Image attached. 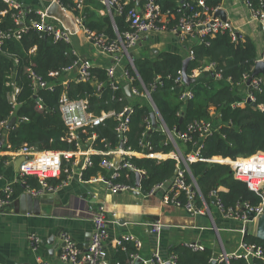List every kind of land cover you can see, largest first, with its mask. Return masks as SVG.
Wrapping results in <instances>:
<instances>
[{"label":"trees","instance_id":"16d2710c","mask_svg":"<svg viewBox=\"0 0 264 264\" xmlns=\"http://www.w3.org/2000/svg\"><path fill=\"white\" fill-rule=\"evenodd\" d=\"M118 1L125 4L124 12L137 5L136 0ZM205 2L210 7H219L223 0ZM161 3L164 10L169 8L178 10L172 0H163ZM191 3L195 4L193 0ZM194 7L199 9L195 5ZM5 9H8L7 3L0 0V10ZM101 10L105 13L101 14ZM34 11L30 10L25 17L27 26L38 17ZM14 12L15 10L9 8L6 14H0L1 28H19V23H16L13 17ZM190 12L189 10L187 13ZM84 24L92 30L105 33L111 40L130 30L125 13L118 14L114 7L111 12H107L102 0H86ZM191 50L195 53V59L189 62L188 73L194 68L212 62L221 76L216 77L215 72L209 70L202 72L190 85L175 83L174 80L182 71L185 57L167 51H159L154 57L137 58L135 61L137 71L131 69V73L140 76L149 88L157 76L162 77L164 84L151 92V98L169 129L175 128L183 132L194 121H215L219 126L218 130L203 138H200L198 133L194 135L203 145L204 158L237 159L251 156L258 151L264 152V84L262 90L253 91L257 106L245 100L249 87L244 82V75L252 73L259 57L254 41L250 38L242 39L240 35L238 40H233L226 32L209 37L202 43L196 42L191 46ZM78 60L72 44L54 41L52 37L36 29L24 30L20 38L4 40L0 46V124L9 121L13 116L18 118L6 133L4 150H18L24 144L45 151L77 150V141L86 142L92 132L98 135L92 144L95 148L102 149L105 143L110 144L111 148L119 145L120 138L115 130L117 120L114 117H108L100 124L89 127V134L81 132L80 139L76 137L70 141L69 130L60 110L61 98L64 94L71 100H86L88 113L92 116H100L103 112L119 113L126 107H132L134 112L128 130L126 148L141 150L143 140L153 147V151L169 153L175 149L172 143H167L168 137L161 130L160 125L151 132L148 129L153 108L138 79L134 80L131 86H138L140 95L134 93L128 95L123 88L114 90L109 85L106 69L97 67L91 68L90 81L70 80L65 85L62 82L66 78L65 69L74 66ZM29 69L55 83L54 91L43 89L38 92L43 108L39 107L35 99ZM97 83L104 85L100 96H97ZM16 86L19 91L14 106L11 94ZM186 88L193 90L194 97L180 100L179 96ZM240 101H244L242 105H232ZM212 107L216 109V117L210 115ZM181 117H183L182 122H180ZM144 132H146L145 136H143ZM179 145L183 148L185 145L187 152L193 147L191 143L187 145L180 142ZM101 157V154L93 155L96 166L85 172L84 180L105 173V170L98 166ZM130 160L145 172V177L141 181V190L145 194L161 183H168L176 176V159L134 156ZM190 171L191 174L188 173L186 177L187 181L192 182L195 179L207 201L211 200L210 193L218 191L220 185L228 188L226 192L219 191L227 208H235L237 204L244 202L258 205L262 201V197L251 190L244 181L234 178L229 164L198 160L190 164ZM123 173L121 181L136 184L135 172L123 170ZM64 178L63 173L59 178L52 177L48 181L58 184ZM24 185L31 188L41 186L37 176L20 175L19 181L13 183L14 198L22 193ZM120 240L121 244L116 246L111 258L114 259V264H129L132 261L131 253L137 252L135 243L123 237H120ZM245 240L257 242L264 248V240L255 235L248 234ZM170 254L178 256V264L212 263V253L209 249L194 252L176 245L171 248ZM132 264H143V261H134ZM230 264H245V261L242 258L231 259Z\"/></svg>","mask_w":264,"mask_h":264},{"label":"built area","instance_id":"2783aa9c","mask_svg":"<svg viewBox=\"0 0 264 264\" xmlns=\"http://www.w3.org/2000/svg\"><path fill=\"white\" fill-rule=\"evenodd\" d=\"M3 1L7 3L8 9L11 8L15 10L13 17L15 22L19 23V28L4 29L0 27V46L3 44L4 40L20 38L24 30L26 31L31 28L52 37L54 41H64L68 44H72L71 32L60 23L51 20L45 10L35 11L38 17L32 20L31 24L27 26L25 17L30 10L16 1ZM49 1L57 2L65 10L73 12L75 14V25L77 30L82 32L84 37L101 52L113 58L114 63L108 67L106 71L109 78V85L114 90L123 88L125 91V86L129 85L131 93L140 95V88L136 85L131 86L134 80L138 79L140 81L144 89V94L148 97L153 110L156 112L158 125H160L161 130L168 137L167 143H172L175 149L169 153L153 151V147L150 144H146L143 140L141 142V150H134L131 147L126 148L128 130L134 112L132 107H126L119 113L114 111L108 113L103 112L100 116H92L88 113L86 100H71L64 94L61 98L60 110L65 125L69 130L68 135L70 141L76 137L80 139L79 134L81 132L89 134V127L100 124L108 117H114L117 120L115 130L120 138L119 145L115 148H111V146H109L110 144L105 143L104 148H95L92 144L98 138V135L94 132L89 135L86 142L77 141V150L72 151L37 150L35 146L24 144L20 149L14 150L19 156H28L20 166V175H35L38 177L41 185L38 188L26 186V190L33 196L38 197L44 194L56 193L59 189L67 186L75 176L84 180L85 172L96 166L93 155L101 154L102 157L98 166L105 170V173H99L91 177V179H103L108 183L110 190L114 193L137 191L139 189L141 190V185L138 187L136 184L134 185L120 180L124 174L123 170H129L135 172V174H145L142 169L131 162L130 159L132 157H152L156 159L172 158L177 160L178 173L171 181L157 185L148 194H153L160 189H164L165 193L163 199L165 202L183 207L189 213L196 215L204 213L203 209L195 203L198 197H203V194L195 179H193L192 182L187 181V174H191L190 164L198 160L229 164L232 168L234 178L244 181L251 190L262 197V201L258 205H251L248 202H244L243 204H237L235 208H227L219 195V190L210 193V197L214 199L222 216L225 218L239 219L245 224L244 228L241 230L244 238L238 249L234 252L224 251L217 257H213L212 255L211 262L213 264H230L231 259L242 258L245 264H264L263 246L257 242L245 240V236L249 233V228L246 227V224L255 223L256 226L257 220L264 214V153L258 151L251 156L237 159L221 157L204 158L202 155L203 145L194 135L198 133L199 137L203 138L208 134H212L219 128L215 121H194L188 126V129L183 132L175 128L169 129L151 98V92L158 88V86L164 84L162 82V77L160 75L157 76L156 80L150 84V89L144 84L140 76H134L131 73V69L135 72L137 71L135 61L132 59V55L135 56L133 51L142 37L151 32L170 28L171 32L179 33L183 40L191 35L196 37V42L199 43H202L209 37L228 32L233 40H238L239 34L236 32L233 25L229 21L223 20L221 17L215 15L220 7H210L206 4V0H193L195 4H192L191 0L186 4L187 9L178 7V10H173L172 8L164 10L160 0H140L139 4L124 12L125 4L120 3L118 0H110V2L108 0H102L104 1L103 3L106 4L109 12H111L114 7L118 14L125 13L126 20L130 26V30L124 32L122 35L119 34L117 39L111 40L105 33L92 30L84 24L86 0ZM126 4L128 3L126 2ZM246 4L251 9L253 19L258 20L264 30V0H246ZM194 5L199 9H196ZM8 9L0 10V14H6ZM189 10L191 12L188 14L187 12H189ZM178 13L180 16H178ZM73 51L77 54L74 47ZM188 57H190V61L195 59V53L191 49ZM78 58L79 60L74 66L65 69V72L67 71L66 78L62 80L65 85L70 80L82 82L90 81L92 78L91 68L94 67L91 61L86 58H81L79 55ZM123 60L127 61V64L123 66L122 70L125 79L124 84L119 82L115 69L116 65H122ZM259 60L264 61V46L257 61ZM209 70L215 72L216 77L221 76L220 73L215 70V64L212 62L202 67L194 68L191 73H188V76L196 80V78L200 77L202 72ZM73 72L74 74L70 77L68 74ZM29 73L35 99H37L39 107L43 108L44 106L38 92L43 89L54 91L55 83L44 79L42 75L33 69H29ZM250 75L251 74L244 75V82L247 83ZM168 78H170V76ZM174 81L175 83L187 85L184 81L182 71L180 72V76ZM263 84V75L253 77L248 85L249 88L245 100L247 101L248 97H250L252 101L255 102L253 91L262 90ZM103 86V84L97 83V96H100ZM18 91L19 89L16 86L11 94V101L14 106H16V95ZM193 97V90L186 88L181 92L179 99L184 101ZM243 102L244 101L236 102L232 105H242ZM214 116L216 117L217 113ZM7 122L8 121H3L0 124V139L4 134L3 129L6 127ZM151 128L152 122L148 124V129L150 130ZM145 134L146 132L143 133V136H145ZM180 142L187 145L191 143L193 145L192 150L188 154L186 152L184 153L180 149ZM40 152H43V158L36 160L35 155H39L38 153ZM117 157H120L119 164H117ZM24 162L26 163L25 165H23ZM63 173L65 174V178L58 184L49 183V178H59ZM14 192L13 183H8L0 188V216L5 208L13 202ZM109 222L110 219L107 214V209L104 204H100L92 212L93 230L88 246L86 247L78 244L68 231L63 230L61 232V237L64 243L59 255L60 259L67 264H110L111 257L107 249ZM164 226L162 222L151 223V229L156 233L161 232ZM123 239L132 240L138 250L142 247V241L132 234L124 236ZM29 243L36 249L41 244V239L36 234H31L29 236ZM116 244H121L120 238L116 241ZM181 245L194 252L206 250V246L201 242L185 241ZM131 258L132 261L129 264L140 259V255L138 252H132ZM39 262V264H53L46 260H39ZM143 264H178V256L169 254L168 257H162L160 254L155 253L150 259L144 260Z\"/></svg>","mask_w":264,"mask_h":264},{"label":"crops","instance_id":"0c3cea01","mask_svg":"<svg viewBox=\"0 0 264 264\" xmlns=\"http://www.w3.org/2000/svg\"><path fill=\"white\" fill-rule=\"evenodd\" d=\"M13 1L28 10L46 12L51 4V1L47 0ZM172 1L177 7H183L190 0ZM219 7L225 11L226 20L233 25L242 39L250 38L254 41L260 55L264 46V30L260 22L253 19L246 0H223ZM62 11L63 19L51 16L48 12L47 14L51 20L60 23L71 32L72 45L77 54L81 58L89 59L93 67L103 69L110 67L114 63L113 58L101 52L77 30L73 12L65 9ZM100 13L104 14L105 11L101 10ZM196 40V37L191 35L183 40L179 33H173L167 28L145 34L133 52L136 60L144 58L139 56L142 49L150 53L148 57H154L159 51H167L181 54L186 58ZM90 53L92 55L88 56ZM126 64L127 61L123 60L122 65L115 66L118 80L123 84L125 79L122 70ZM73 74L74 72L68 75L71 77ZM216 113L215 107H212L210 115L214 116ZM5 144L6 139L0 148V188L8 183L18 182L20 176L15 164L19 155L12 149L4 150ZM183 146L184 148L180 146V149L188 154L190 151L187 152L186 146ZM38 154L35 155L36 160L42 159L43 152ZM25 164L24 162L23 165ZM218 190L226 192L228 188L220 185ZM24 191L23 188L22 193ZM22 193L14 198L0 216V264H39V260L67 264L59 257L64 243L61 232L68 231L78 244L86 247L93 230L92 212L100 204L105 205L110 219L107 241L110 257L116 249V241L129 234L142 241V247L137 249L141 261L150 259L155 253L168 257L173 246H182L185 241L201 242L206 249L211 250L213 257H217L224 251H236L244 238L241 230L245 224L239 219L222 216L214 199L207 201L204 196L198 197L195 201L204 213L193 215L183 207L165 202L164 189L153 194H145L140 189L114 193L106 181L98 178L82 180L75 176L67 186L54 193L59 197L60 204L55 206L45 203L34 212H29L26 208L21 209L20 204H15ZM154 222H162L165 225L161 232L152 231L151 223ZM251 225L246 224L249 228L248 234L255 235L250 232ZM31 234H36L41 239V244L36 249L29 243ZM225 234L228 235L226 240Z\"/></svg>","mask_w":264,"mask_h":264},{"label":"water","instance_id":"95a60500","mask_svg":"<svg viewBox=\"0 0 264 264\" xmlns=\"http://www.w3.org/2000/svg\"><path fill=\"white\" fill-rule=\"evenodd\" d=\"M49 1V0H47ZM110 2V0H108ZM137 4L140 3V0H136ZM184 9H187V5L184 4ZM62 9H64L59 3L57 2H51V4L48 7V14L51 16H56L60 19L64 18L63 15V11ZM216 16L221 17L223 20L227 19V15L225 13L224 10L219 9L216 13ZM132 55V54H131ZM132 59L133 61L136 60V57L132 55ZM190 62V57H186L183 61V66H182V75L184 78V81L186 82L187 85H190L191 83H193L195 80L190 78L188 76V72H187V67L189 65ZM259 75H263L264 76V61L263 60H259L256 62L252 73L250 75V78L247 81V84L249 85L252 78L255 76H259ZM125 91L128 95H131V91H130V86L126 85L125 86ZM247 101L249 103H252V105L257 106V103L252 101V99L250 97H248ZM151 116V122H152V128L150 129V132L158 127V120H157V115L156 112L153 110L150 113ZM183 117L180 118V122H182ZM18 121V118L16 116H13L8 123L6 124L5 127V131L4 134L2 136V138L0 139V148H2L5 139H6V133L7 131L15 124V122ZM37 150H39V148L37 147ZM28 158V156H19L15 162L16 164V168L19 171L20 170V165L23 161H25ZM120 162V157H117V164H119ZM178 173V169L176 168L175 170V174ZM145 177V174H140V173H136V185L139 187L141 185V181L143 180V178ZM24 188V192L22 193V195H20V197L17 199V201L15 202V204H20L21 205V209L26 208L27 211L29 212H34V211H38V207H40L42 204H50V205H58L61 203V201L59 200V197L56 194H44L42 196H33L30 192H28L26 190V185L23 186ZM35 209V210H34ZM251 220H252V216H251ZM255 236L261 240H264V214L261 215L259 217V219L256 222V229H255ZM86 246H88V244H86ZM137 261H141V259H138ZM115 261L113 258H111V263L110 264H114Z\"/></svg>","mask_w":264,"mask_h":264},{"label":"rangeland","instance_id":"374dc122","mask_svg":"<svg viewBox=\"0 0 264 264\" xmlns=\"http://www.w3.org/2000/svg\"><path fill=\"white\" fill-rule=\"evenodd\" d=\"M104 2V1H103ZM106 10L107 12L109 11L108 8L106 7ZM95 51L97 50L96 48H93ZM88 56L89 55H92L91 53L90 54H87ZM137 55V54H136ZM150 55V53H148L146 50L142 49L141 53H139V56H142V57H148ZM92 60V59H91ZM180 146V145H179ZM250 232L251 233H255V223L251 225V229H250ZM227 236L228 235H224V238L225 240L227 239Z\"/></svg>","mask_w":264,"mask_h":264}]
</instances>
